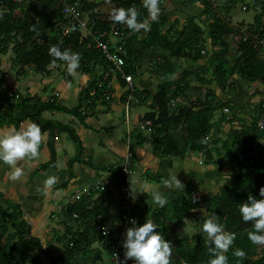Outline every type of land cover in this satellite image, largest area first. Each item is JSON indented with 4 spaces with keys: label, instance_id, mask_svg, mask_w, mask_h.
<instances>
[{
    "label": "trees",
    "instance_id": "obj_1",
    "mask_svg": "<svg viewBox=\"0 0 264 264\" xmlns=\"http://www.w3.org/2000/svg\"><path fill=\"white\" fill-rule=\"evenodd\" d=\"M33 1L36 3L28 7L24 3H16L15 0H0V7L6 8V12L0 17V38L5 53L7 47L14 43L12 50L15 57L11 63V70L15 71L17 80L25 76L27 70H32L36 74H47V67L53 64L52 61L55 59L48 54V49L53 44H59L62 49H71L81 54V67L78 70L80 73L88 74L95 68L105 67L101 54L92 46L89 47L92 44L90 37L83 38L77 26L64 18L65 1ZM110 1L114 2L115 8L136 7L140 20L148 18L142 0ZM240 1L226 0L223 7L226 11H232ZM259 1L262 5L260 12L253 17V26L242 32L241 28L232 27L229 22L217 15L213 8V0H181L183 6L198 4L202 7L201 16L205 17V21H209L206 25L209 36L208 46L213 50L209 55L205 47L203 31L192 19L187 20L180 31L175 29L174 23L163 32L162 29L168 24V20L165 16H160L157 21L151 22L150 30L144 38L137 41L139 45L136 48L133 47L136 41L134 32L124 24L113 22L110 19L111 14L97 12L100 3L81 0L82 4L79 5L76 0L67 2L70 5L78 4L82 13L90 12L91 31L103 35L105 41L109 40L108 33L113 24L125 27L123 58L126 62V72L133 77H136L140 70L136 61L142 55L153 59L158 56L159 51L167 52L169 55L163 58L165 63L170 62V58H185L193 63L205 60V71L210 74L209 80L199 74V69L182 72L177 81L163 80L152 98L157 112L146 114L143 122L151 123L150 127L146 126V128L153 137L150 146L154 157L183 160L190 153L203 157L205 164L209 165L213 162V154L217 157L220 155L216 147L220 141L211 137V131L213 114L222 105L216 93L207 86L214 83L221 92L229 88L234 93L235 86L229 81L234 76H238L243 84L259 83L264 87V60L260 59L264 48L259 45L261 41L264 43V0H256ZM163 3L164 0H160V5ZM60 26H65L67 32L58 29ZM172 32L174 37L170 39L167 35ZM14 37H19L20 40L15 41ZM237 37L242 40L232 53L228 42L229 40L232 42ZM56 63L64 64L62 61ZM190 78H194L198 86L194 89L195 96L188 98L189 107H181L171 112L172 102L191 90ZM98 80L100 77L92 81L84 91L83 100L86 102V108L91 112L106 91L105 87L102 90L98 89ZM119 83L121 86L126 85L121 79ZM93 90H96L97 94L94 98L89 95ZM149 94V91L138 92L136 88L134 90L135 97L144 98ZM81 108L82 99L76 107L68 109L53 100L43 102L30 97L17 96L15 102L5 101L0 105V128L19 129L20 124L26 120L40 125L48 136L46 145L49 161L41 165L39 171L55 167L54 144L62 134L66 135L75 147V155L68 162L69 170L74 163L91 166L82 158L83 147L74 128L41 116L44 111L57 112L72 116L84 125L90 113H81ZM255 110L257 115L246 128L237 131L234 127L228 126L230 129L222 147L224 154L229 158L226 163L228 168L237 174L228 178L215 195L212 197L196 195L195 184L189 182L184 188V195L170 201L163 208L148 207L145 204L147 199L145 193H141L136 205H133L130 218H135L142 225L151 215V219L159 225L156 231L172 242L171 264H208L211 254L208 252L209 245L205 237L199 236L194 241L188 237L173 238V230L177 229L185 219L195 216L197 211L203 209L205 218L215 214L227 231L236 233L233 246L225 253L229 264H264V245H255L248 239V232L253 230L252 223L244 222L238 211L239 203L246 201L249 195L260 199L259 190L264 186V158L261 157V153L255 152V146L264 130V127L258 129V123L264 120V103L257 105ZM178 129L182 130L181 135H177ZM132 155L134 157L133 153ZM221 159L223 156L219 160ZM99 169L112 175L116 191L121 195L123 191L121 169L112 167H99ZM149 176L148 180L163 182L162 175L154 176L150 173ZM69 179L60 188H66ZM105 196L107 191L101 192V199L94 201L82 196L65 207L61 213L65 234L67 236L71 234L70 225L83 227V230L72 234L74 240L65 244L62 253L51 258L48 264H99L103 260L104 250L94 249L92 241L93 239H99L104 243L109 241V238L102 237L94 230L96 225L108 226L111 233L114 228L112 223L103 218L107 213V207L102 200ZM123 205V199L120 198V215ZM0 236L6 237L5 242L0 244V264H34L35 255L32 249L38 253L44 252L39 239L31 234V227L23 219L19 205L9 201L6 206L0 204ZM236 248L243 249L245 256H234L233 250ZM105 249L104 252L109 253L110 245H106ZM123 259L124 255L122 261Z\"/></svg>",
    "mask_w": 264,
    "mask_h": 264
},
{
    "label": "crops",
    "instance_id": "obj_2",
    "mask_svg": "<svg viewBox=\"0 0 264 264\" xmlns=\"http://www.w3.org/2000/svg\"><path fill=\"white\" fill-rule=\"evenodd\" d=\"M89 2L99 3L100 1L89 0ZM189 8L195 10L196 16L198 14L199 16L201 15L202 7L200 5L195 4L189 6ZM110 38L111 47L119 45L124 51L123 40L113 38L115 41H112ZM59 68H64V73L60 72ZM102 70L100 67L95 68L88 74L82 73L84 78H81L80 75L68 74L65 64L53 63L47 67V74H36L32 70H27L26 75L19 78L18 87L15 91L16 95L21 98L30 97L43 102L53 100L68 109L76 107L82 99L81 113H90L85 119L84 125L72 116L57 112L44 111L41 116L44 119L73 127L83 147L82 158L91 166L74 163L71 170H69L68 162L75 155V147L67 136L62 134L54 144L56 154L55 167L39 171V167L49 161L46 145L48 136L46 134L41 143L39 156L34 159L24 158L19 161L18 166L24 168L25 174L15 181V185H12L11 190L5 187V196L16 205H20L23 219L32 226L31 231L37 234V238L40 234H43L44 228L49 226V224L53 228L54 225L62 223L61 213L68 204L73 203L74 200L82 196L89 197L92 201L101 199L100 193L103 191H107V196L102 198L107 207V213L103 218L112 223L113 226L118 225L120 196L113 184L112 175L101 171L99 167L120 168L123 157L127 152L134 154L132 161L135 163L131 177L133 191L138 186V181L142 184H147L149 186L148 189H142L141 193L147 195L145 204L151 209L157 207L153 205L151 200L152 189L160 190L162 194L168 197L169 202L181 197L182 191L181 189H169L163 182L143 178L142 170L144 167L154 176L162 175V181L171 175L178 174V179L181 182L184 179L200 178V175L195 172L203 171L204 173V170H206L202 167L204 166L203 164L197 163L198 155L196 154H192L193 157L184 161L175 158L160 159L151 154L150 141L153 139L152 134L146 126H141V124H144L143 118L146 114L157 112L152 103V98L159 84H157V80L154 81L150 74L139 70L136 77L132 76L134 87L138 92L149 91L148 97H136L135 101L128 102L125 92L126 86H121L118 79L113 77L110 85V101L99 102L92 112L89 111L86 108V102L83 100L84 91L92 81L100 77ZM6 73L9 78L15 79V71L9 68ZM57 75L62 76L58 83L55 82ZM151 79L153 81H150ZM52 83H56V86L48 92L47 86ZM227 102H233L237 105L239 101L237 97L233 96ZM140 108H147L148 112L141 113L142 109ZM28 123H30L28 120L22 122L19 128L22 125L26 127ZM10 129L12 128H0V130H3L1 134H4V131L8 132ZM10 171V167L8 165L5 167L4 164L1 172L10 177ZM222 171L223 173L226 171L231 173V170H227L225 167H223ZM70 174L71 178L69 179ZM48 175L57 176L58 181L45 193L39 189L43 188V181ZM229 177L232 176L227 178ZM68 179L67 187L60 188ZM132 188L133 205H136L141 193L137 190L133 194ZM149 218L151 219V215H149ZM102 246L103 244H94L93 248L101 249ZM130 263L129 259L127 264Z\"/></svg>",
    "mask_w": 264,
    "mask_h": 264
},
{
    "label": "rangeland",
    "instance_id": "obj_3",
    "mask_svg": "<svg viewBox=\"0 0 264 264\" xmlns=\"http://www.w3.org/2000/svg\"><path fill=\"white\" fill-rule=\"evenodd\" d=\"M80 1V2H79ZM89 1V0H87ZM100 1L97 9L99 13L101 14H111L112 10L115 9L114 2L110 0H97ZM226 0H213V8L216 10L217 15L222 18L223 20L229 22L232 27L238 29L241 28V31L243 32L248 27L253 26V17L254 15L258 14L261 9L262 2H256V0H241L236 4V8L232 11H226L223 7V4ZM76 2L81 5V0H76ZM81 7V6H80ZM161 12L160 16H165L168 20V24L162 29L163 32L165 30L173 25L175 23V29L180 31L183 26L185 25L186 21L189 19H192L197 25L201 27V30L203 31V37L205 39V47L208 51V55L212 53L213 50L210 49L208 46L209 43V36L207 33V27L206 25L209 23L208 20L205 21V17H202L199 14L196 16L195 10H192V8H189V6H183L181 0H164V3L160 5ZM198 9V8H197ZM84 21L88 22L89 25V19H90V12H84ZM151 23V22H150ZM122 26V25H121ZM123 30H125V27L122 26ZM58 29H62L63 32H67L65 29V26H60ZM146 31L141 30L140 32H134V36L136 41L134 42L133 47H138L139 43L137 41H140L144 36L146 35ZM168 38L172 39L174 37V33L167 35ZM245 36H242V38ZM242 38L237 37L232 42L229 40V49L230 52H234L233 49H235L239 42L242 40ZM15 41H19V37H14ZM110 40L115 41L113 38H110ZM124 41V39H123ZM14 47V43L10 44L7 47L6 53L3 52L4 45L1 42L0 38V105H2L5 101L8 103H13L16 100L15 93L18 87V80L15 78H9L7 75V70L9 68L11 69V63L12 60L15 57L14 51L12 50ZM215 51V50H214ZM169 54L167 52H161L159 51V54L156 58L149 59L148 57L142 55L141 58L136 61V65L139 66L140 71L146 72L150 74L154 78V81L157 82V84H160L163 80L167 81H177L180 79L182 72L184 71H192L194 69H199V74L203 75L206 79L209 80L210 74L205 71V60L199 61L198 63H193L185 58H170V62L165 63L163 62V58L167 57ZM207 56V55H206ZM260 59L264 60V49L261 51ZM59 66V65H58ZM159 66L161 67L159 69ZM60 72L64 73V68H59ZM204 70V71H203ZM169 72V74H167ZM63 75V74H62ZM16 77V75H15ZM62 79L61 75H57V78L55 80L56 83H58L59 80ZM150 81H153L152 79ZM155 82V83H156ZM56 83H52L48 85L47 91L50 92L53 90V88L56 86ZM230 84L235 86V92H231L229 88L225 92H221L219 89L216 88L214 83L208 85V89L213 90L219 100V103L222 105L219 107L216 112L213 114V129L211 131V137L214 139H218L220 141L217 144V149L220 152V155L217 157L213 154V162L212 164L206 165L203 161V157L197 156V163L202 166L205 172H195L196 174L200 175V178H194L192 180L184 179L181 183L185 186L189 182H193L196 186V195H206L208 197H212L215 195V193L219 190V188L222 186V184L228 179V176H234L237 174L235 171H226L223 173L222 169L223 167L228 169L227 161H228V155L224 154V148L222 147L223 141L226 139V135L229 132V127H234V130L240 131L243 128H246L248 124L251 123L252 119L257 115L255 108L260 103H264V87L259 84H251L246 85L243 84V82L240 80L238 76H234L229 81ZM9 85V86H8ZM198 84L196 83L194 78H190V87L191 90H189L185 95L177 97L172 102V106L170 108L171 112L176 111L177 109L183 107H189L188 104V98L194 97L195 87H197ZM237 97L238 104L236 105L233 102H227L228 99L231 97ZM4 101V102H3ZM141 113L148 112L147 108H140ZM228 117V120H227ZM260 123L264 124V120H261ZM144 124H141L143 126ZM229 126V127H228ZM150 127V126H148ZM4 130V129H3ZM3 130H0V134ZM7 131H4L6 133ZM177 135H181L183 132L181 129H178L176 131ZM255 152L261 153V157L264 158V130L263 135L259 142L255 146ZM215 153V152H214ZM223 156V159L219 160ZM191 157H193L192 154H187L183 160H189ZM134 158V157H133ZM179 160V159H178ZM123 163V160H122ZM134 161H132V170L134 169ZM4 163L0 162V194L2 197L0 198V204H4V206L7 205V201L15 204L12 200L7 199V196H5V187H8V189L11 190L12 185H15L16 180H11L9 176L1 172L3 168ZM6 167V164H5ZM143 178H148L150 171L147 170L146 167L143 168ZM222 171V174H221ZM217 172V173H216ZM192 174V173H191ZM133 175V174H132ZM226 177V178H225ZM230 178V177H229ZM8 180V181H7ZM7 184V185H5ZM184 188H181V196L184 195ZM4 192V193H3ZM121 198V195H119ZM132 196V200H133ZM20 207V205H19ZM21 210V209H20ZM22 216L23 212L21 210ZM195 216L185 219L180 226L173 230V238H182V237H188L192 241H194L197 237L205 235L199 231V225L198 223L201 222L204 217V209L199 210L194 214ZM118 222V220H117ZM28 224V222H27ZM31 227L30 224H28ZM71 234L66 235V230H64V227L62 226V223H59L57 225H54L53 228L49 224V226L44 228L43 234L39 235V241L40 245L44 249L43 253H38L35 249H32L33 254L35 255V261L34 264H48L50 259L56 256H59L63 249L64 245L68 242H72L74 240V237L72 234L76 232H80V230H83V227H77V226H71ZM119 233V232H118ZM31 234L35 237L37 234L35 232L31 231ZM115 232L112 231L110 236H114ZM206 238V237H205ZM6 240V237L0 236V244H3ZM103 242V243H102ZM109 241H101L99 239H93L92 246L94 244H103L102 249L106 252L105 246L108 245ZM99 249V248H94ZM102 252L103 257L105 256V252ZM130 264H133V260L130 259ZM172 262V258H171ZM31 264V263H28Z\"/></svg>",
    "mask_w": 264,
    "mask_h": 264
},
{
    "label": "clouds",
    "instance_id": "obj_4",
    "mask_svg": "<svg viewBox=\"0 0 264 264\" xmlns=\"http://www.w3.org/2000/svg\"><path fill=\"white\" fill-rule=\"evenodd\" d=\"M143 7L147 9L148 18L140 20L136 7H119L112 10L110 19L115 23L124 24L132 32L141 30H150L151 23L159 19L161 12L160 0H142ZM35 30V26H33ZM48 54L55 58L52 63L57 61L64 62L67 73L70 75L84 74L78 73L81 67V54L71 49H62L59 44H53L48 49ZM44 133L40 125L36 122H30L27 126H21L19 129L12 128L7 133L0 134V162L10 167V179L19 180L24 174L23 167L18 166V162L24 158H37ZM58 181L55 175H48L43 181V188L39 189L47 193ZM165 186L169 189H183L184 185L178 179L177 175H171L163 180ZM138 186L133 194L138 190H147L148 185L137 182ZM260 199L249 195L247 200L239 203L238 211L244 222H251L252 229L248 232V239L255 245H264V186L259 190ZM151 200L153 205L163 208L169 203L166 195L158 189L151 190ZM131 226L127 227L123 234L121 246L124 249L123 261L117 264H127L129 259L134 264H171L172 242L166 240L164 236L156 231L159 225L153 219L146 218L141 225L135 218L130 221ZM199 231L206 237V243L209 245L208 252L211 254L208 264H229L225 253L233 246L236 240V233L225 229L213 214L198 223ZM236 257L245 256L243 249L233 250Z\"/></svg>",
    "mask_w": 264,
    "mask_h": 264
},
{
    "label": "built area",
    "instance_id": "obj_5",
    "mask_svg": "<svg viewBox=\"0 0 264 264\" xmlns=\"http://www.w3.org/2000/svg\"><path fill=\"white\" fill-rule=\"evenodd\" d=\"M65 1L63 7V16L65 19H69L73 22L78 30L80 31L83 38L90 37L92 44L89 47H93L96 49L104 59L105 67L102 70V74L100 75V80L97 82L98 89H103L105 87L106 91L103 94V98L100 99L99 102L105 101L109 102L111 99V79L114 77L116 79H121L125 82V92L126 99L128 102L135 101L136 97L134 95L135 87L133 85V77L132 75L126 72V62L123 58L124 51L121 46L111 47L109 40H103V35H99L93 33L91 28L88 25L87 21H84V14L81 12L78 4L70 5L68 4V0ZM16 3H24L28 7L33 6L36 2L33 0H15ZM67 2V3H66ZM6 12V8L0 7V17L2 14ZM113 37L115 39L122 40L124 39L123 28L121 25L113 24L110 27V31L108 33V38ZM245 40V38H244ZM264 48V43L261 41L259 43ZM92 98H94L96 94V90H93L89 94ZM17 97V96H16ZM228 120V117H227ZM151 123L146 121L144 122V126H150ZM263 123H258V129H263ZM132 152H127L123 157V163L120 166L121 169V179L123 183V191L121 193V198L123 199L124 205L121 208V215H119V224L114 226L113 231L115 232L114 236H110L111 232L108 226H95L94 230L98 232L102 237L109 238L110 251L109 253H105L103 260L99 264H117L118 261H122V256L124 249L121 246V242L123 240V234L127 227H130V215L133 211V200L131 194V177L133 174L132 168ZM119 232V233H118Z\"/></svg>",
    "mask_w": 264,
    "mask_h": 264
}]
</instances>
